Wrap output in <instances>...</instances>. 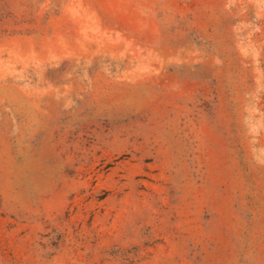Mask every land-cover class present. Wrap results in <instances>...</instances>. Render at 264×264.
<instances>
[{
  "label": "rangeland",
  "instance_id": "obj_1",
  "mask_svg": "<svg viewBox=\"0 0 264 264\" xmlns=\"http://www.w3.org/2000/svg\"><path fill=\"white\" fill-rule=\"evenodd\" d=\"M0 264H264V0H0Z\"/></svg>",
  "mask_w": 264,
  "mask_h": 264
}]
</instances>
